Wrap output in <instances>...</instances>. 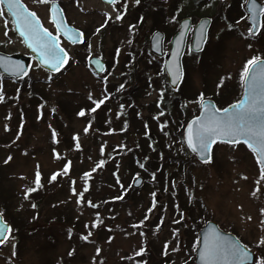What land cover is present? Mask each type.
<instances>
[{
    "label": "rangeland",
    "instance_id": "rangeland-1",
    "mask_svg": "<svg viewBox=\"0 0 264 264\" xmlns=\"http://www.w3.org/2000/svg\"><path fill=\"white\" fill-rule=\"evenodd\" d=\"M71 1L81 10L66 2L67 14L84 31L85 43L74 49L61 42L71 55L68 67L52 76L32 62L26 78L33 84L27 91L0 76V93L4 96L0 101V189L7 196L10 212H6L4 220L8 225L13 222L12 217L27 222V230L20 229L19 235L14 226L15 231L0 243V264H136L132 258L141 247L149 252L143 256L146 264H191L190 253L197 242V228L193 226H201L206 220L233 233L252 251L254 258L264 256V246L257 247L264 237V213L261 212L264 180L254 154L242 144H215L211 160L199 163L184 153L181 136L174 137L177 131L181 132L178 119L185 123L197 113L201 94L220 108L239 98L244 64L254 55L264 57V23L258 36L249 34L247 15L244 11L238 13L243 10L245 0H144L147 16L142 17L137 28H130L134 0H127L120 21L114 17L122 10L105 7L99 0ZM258 1L264 4V0ZM109 16L112 19L97 33L96 29ZM184 16L193 23L208 17L210 25L203 51L186 54L184 80L173 93L165 87L158 62L147 54V41L155 29L165 28L164 43L168 47L178 19ZM0 52L25 53L6 13L0 17ZM91 54L101 56L106 63V73L101 77L91 74L85 63ZM104 76L106 81L102 79ZM121 84L136 88L134 115L139 118L135 121L136 128L128 126L124 134L118 126L127 121L123 112H119L120 98H110L95 112L90 111L105 91L111 94ZM144 84L146 88L140 89ZM164 93L179 99L182 114L169 109L163 116L159 115L162 111H158V99ZM125 107L129 109V104L124 102ZM82 109L83 117L77 115ZM21 110L25 114H19ZM132 115L133 112L128 115L129 119ZM166 119L170 127L166 128L168 135L162 141L171 146L166 157H175L180 166L165 164L159 187L149 183V175L146 178V174L136 169L137 163L129 165V155H123L118 158V165L111 163L120 181L117 183L112 177L113 171L103 169L110 162L100 159V155L120 153L144 144V135L154 142L153 132L141 121L151 120L156 126ZM104 120L110 129H99ZM89 122L91 126L85 133ZM74 136L78 139H73ZM148 154L154 158L152 153ZM101 160L105 161L104 165L96 168ZM138 162L143 163L142 159ZM65 164H69L67 174H59L51 181L54 173H62ZM137 174L144 182L131 193V181ZM124 186L131 191L115 199L122 197L120 191ZM30 188H35L38 195L28 193L26 197L25 192ZM38 197L40 206L33 207ZM63 216L70 217V222L60 221ZM141 221L144 232L135 227ZM94 222L97 227H92ZM89 232L92 235L82 240ZM173 233L176 236L171 239ZM69 252L73 254L70 256Z\"/></svg>",
    "mask_w": 264,
    "mask_h": 264
},
{
    "label": "snow or ice",
    "instance_id": "snow-or-ice-1",
    "mask_svg": "<svg viewBox=\"0 0 264 264\" xmlns=\"http://www.w3.org/2000/svg\"><path fill=\"white\" fill-rule=\"evenodd\" d=\"M41 4H52L50 8V21L55 26L56 32L49 31L40 18L37 16L35 11H31L28 7L22 3V0H0V17L5 16V9L7 10V15H9L12 20L11 23L15 26V29L19 32L20 37H22L23 43L27 45L34 53L37 54V64L35 67L39 68L42 65L46 66L49 71L60 72L69 63V53L60 45V36L63 33L68 36L70 41L75 44L77 41L85 43L84 34L79 30H73L66 26L62 15V9L55 4V0H37ZM141 0H134L135 4H140ZM107 4L115 6L117 0H106ZM248 6V11L250 13V19L253 22V26L256 27V31H253V27L248 28L250 35H256L259 32L261 25L258 24V17L264 16V6L259 5L257 0H245ZM127 0H124L123 8L126 9ZM107 15V14H106ZM124 15L123 11L117 12L114 19L116 21L122 20ZM112 19L111 16L105 20L96 32L99 33L102 28H104L109 20ZM142 19V18H141ZM173 20L176 19L175 16L172 17ZM7 26V21H5ZM187 27V25L185 26ZM130 28H135V25H131ZM204 25H201V33L203 34ZM7 35V33H5ZM183 36V33L181 34ZM131 43V41H129ZM90 48V45H86ZM251 47V45H249ZM199 48V45H197ZM119 51V50H117ZM174 55H179V50L177 49ZM3 58H0L2 62ZM98 66L97 72L103 70V66L100 61H96ZM10 69L16 75L27 76L28 73L24 70V66L15 63L10 65ZM168 72L179 80L182 76V71L179 64L174 65V67H169ZM103 80H107V76L102 77ZM176 81H173L175 83ZM240 82L243 87V93L239 99L234 103L229 104L228 107H216L212 103H205L204 96L201 94L199 98L200 105V115L194 116L191 121L187 123L185 129L184 142L187 147L193 152L198 154H206L211 149V146L221 142L228 143L233 146L243 143L248 149L254 154L257 163L260 165L261 180H264V58L260 55H254L244 64L243 69L240 73ZM123 89L124 85L119 86ZM109 98L107 94L103 95L101 99L95 101V107L90 109L91 112H95L105 101ZM4 96L0 93V101H3ZM89 99H92L89 95ZM123 107V106H121ZM78 116L83 117L85 111L82 109ZM160 116L164 113L160 112ZM39 118V117H38ZM89 126L84 128V132L89 131ZM147 128V125H145ZM163 131V125L161 126ZM55 132H53V137H55ZM73 139H78V137H73ZM77 148L80 145L77 143ZM103 151V149H101ZM10 160L11 157H8ZM211 160L210 156H206L205 162ZM8 161L6 160L5 163ZM70 163V162H69ZM105 161L101 160L96 164V168H100L104 165ZM141 168H144V164H140ZM69 169V164H65L62 173H54L51 177V181H55L59 174H67ZM95 170V169H93ZM89 173H84V176H88ZM139 175V174H137ZM154 175V174H153ZM119 182V181H118ZM36 183H40V174H36ZM260 182L257 181V184ZM259 191V189H257ZM36 191L35 188H30L25 192L27 197L29 192ZM75 192V189H73ZM256 193L254 192L253 195ZM79 196H83V193H79ZM155 196V193H153ZM122 197H115V199H121ZM80 200H78V203ZM92 207H96L95 204H91ZM35 207V205H33ZM155 207V204H153ZM149 212L152 208L148 209ZM264 213V209H261ZM97 216L99 214L97 213ZM3 217V212L0 211V219ZM148 219L147 216L144 218ZM251 220V217H248ZM102 223V221H100ZM141 224L143 221L140 222ZM87 227V225H86ZM92 227H97V223L94 222ZM11 232V228L6 222L0 223V243H3L7 239V234ZM92 233L89 232L87 235L82 236L84 240L88 239ZM199 239V238H197ZM264 246V237H261L258 241L257 247ZM167 247V244L165 245ZM145 249L141 247L136 253L140 256L144 253ZM100 252V249H97ZM73 253L69 252L71 256ZM166 254V253H165ZM199 257L201 264H264V256L253 257V254L248 250L247 246L241 245L239 242L226 240L224 237L220 236L215 230H210L205 232L203 237V247L199 250Z\"/></svg>",
    "mask_w": 264,
    "mask_h": 264
},
{
    "label": "trees",
    "instance_id": "trees-1",
    "mask_svg": "<svg viewBox=\"0 0 264 264\" xmlns=\"http://www.w3.org/2000/svg\"><path fill=\"white\" fill-rule=\"evenodd\" d=\"M238 13L241 14L242 13V9H240L238 11ZM146 16L147 15H146V11H145L144 17H146ZM151 18L152 19L154 18L153 15H152ZM154 20H155V18H154ZM162 77L164 78V76H162ZM142 78L143 77H138V80L139 81H144V79H142ZM134 80L135 79H133V81ZM14 84H19L18 86H19L20 89L26 90V88H29V87L32 86L33 81H31V79H29V78H26V79L20 80V82H18V83H14ZM125 85H127V86H124L123 89L117 88L116 91L111 90V94L110 93L107 94L109 96V98L106 100V101H109L110 98H113V99L120 98V101L118 102L119 103L118 106H119V108H121V110L119 112L120 113L123 112L122 114H124L127 117V121H128V122L127 121H125V122L122 121V124L118 125V126H121V128H119V130H120V133H122V134H124V133H126L128 131V129H126V127L129 128L128 126H132V127L136 128L135 121L139 120V118L134 115V112L136 110L135 108H137L136 102H135L136 99L133 98L137 94V92H135L136 88L135 87H128V84H125ZM114 87L116 88V86H113L112 88H114ZM165 87H167L166 84H165ZM142 88H146V84H144V85H142L140 87V89H142ZM105 90H106V88H105ZM105 94H106V91H105ZM165 95H166V97L168 96L169 98H166ZM163 100H165L166 103L164 102L165 105L161 106V102H163ZM178 100H179L178 98H175V97L173 98L172 94L167 95V94L164 93V97L163 98L160 97L158 99V104H157L158 111L161 110L164 113L165 110L173 109V110L177 111L178 113L182 114L183 105H180V103H178ZM124 102L129 104V109L126 108V107L125 108L121 107V106H123ZM132 112H133V115H132V117L130 116V119H129L128 115H130ZM21 113L25 114V111L21 110L19 112V114H21ZM96 116H97V114H96ZM180 119L181 118L178 119L177 125L179 126V130H180V128L182 130L184 122H183V120H180ZM104 121H106V120H104ZM150 122H151V120H148L147 122H142L141 121V123H145L147 125V127L150 128V132L151 133L153 132V134L155 136L154 142H152L151 138H148V136L144 135L145 136L143 138L144 144L143 143L142 144L139 143L137 145V147L135 146V147L127 148V149H125V151L120 152V153H118V152H116L114 154H109L108 153V155H106V156L100 155V159H102V158L103 159H107L110 162V164L106 168L103 167V169H106V170L108 169L109 171L112 170V168L114 169V167L111 165L112 162L118 165V163H119V159L118 158L122 157L123 155H129L128 156L129 157V160H128L129 165L137 163V165L135 164L136 169L138 171H141L143 174H146V176H145L146 178L148 177V175L151 178V176L154 174L153 178H151V179L149 178L148 181H149V183L154 184L155 186H159V184H160L159 177L161 175V170L165 167V164H178L179 165L180 162L175 157L174 158L173 157H169V158L166 157V153L169 152L168 149H170V147H171L169 143L165 144V142L162 141L164 139V137L168 135V132H167L166 128H168L169 122L167 121V119H166V121L161 122V123L157 124L156 126H153L152 122L151 123ZM103 123L104 124L98 125V126H100L99 129H105V128L106 129H110L111 128L110 126H107L108 125L107 121L103 122ZM162 125H163V131L161 130V126ZM169 127H170V125H169ZM114 128H115V126H114ZM175 134L176 135H174V137L180 138L179 136L182 135V131L179 132V133L177 131ZM175 139L179 140L177 138H175ZM157 148H158V150L160 149L161 153H164V154H161L160 150H159V152H157ZM183 150H184L185 154H189L188 156L192 157V159L195 160V158L190 153H188L186 149H183ZM138 151L141 154H139ZM124 152H125V154H124ZM148 153H150V154L152 153V157H154V158L151 159V157H150V155ZM139 159H142L143 163H141V164H144V168L140 167V163L138 162ZM177 161L179 163H177ZM148 169H150V171H152V172H149V174H148V172H145ZM112 173H111L112 177H114V180L118 183L119 180L117 178L116 173L114 171ZM124 188H125L124 190L120 191V194H121L122 198L124 196H127V193L129 191H131V189L128 186L127 187L124 186ZM32 193L33 194L35 193L34 195H38L35 191L29 192V195H31ZM131 193H134V190ZM6 197L7 196H5V193L0 189V205L2 206V209L4 210V212L2 210L4 217L7 216L6 212L10 214L9 209H8V205H6L7 202H8ZM39 200H40V197H38V198H36L34 200L35 207L40 206L38 204ZM11 220L13 221V222L9 223L10 227H11V232H10L11 234H12V232L15 231L14 230V226L16 228L15 232L18 231L19 235H20V232H19L20 229L21 230H23V229L27 230V228L25 227L27 225V222L21 221V219L18 218V217H15V218L12 217ZM61 220L63 221V223H67V222H70V217L63 216L60 219V221ZM179 223L181 224V222H179ZM142 226H143V224H141V223H137V225H135V227H139V228H142ZM199 227H200V224H197V225L195 224L193 226V228L194 229L197 228V230H198ZM140 231L144 232L145 230L142 228V229H140ZM174 233H176V232H174ZM174 233L172 234L171 239L175 238L176 234L174 235ZM82 240H84V239H82ZM147 253L149 254V252H144L140 256L136 255L135 257L132 258L133 262H135L136 264H146V261L144 260L143 256L144 255L146 256ZM192 255L193 254L190 253V256H191L190 262H191V264H193L192 263ZM141 256L143 257V259L141 258Z\"/></svg>",
    "mask_w": 264,
    "mask_h": 264
},
{
    "label": "water",
    "instance_id": "water-1",
    "mask_svg": "<svg viewBox=\"0 0 264 264\" xmlns=\"http://www.w3.org/2000/svg\"><path fill=\"white\" fill-rule=\"evenodd\" d=\"M226 1H230V0H226ZM257 3L259 5H261L258 1H257ZM244 9L248 13V23L250 24V27H253V31L255 32L256 31V27L253 26V22L250 19V13L248 11V6H247L246 3L244 5ZM6 12H7V10H6ZM11 20H12V18H11ZM258 24L261 25V16L258 17ZM186 25H187V27H185ZM189 25H190V21H189L188 18L181 19V21L179 22V30L173 36V38L171 40V43H170L169 50L164 54V71H165V74L167 76V84L172 90L177 89V87L179 86V84H180V82L182 80L183 72H182L181 78L179 80H176V77L174 75L169 74L168 68L169 67H174V65L179 64L180 68H181V71H182L181 55H182V52H183L184 41H185V37H186L187 31L189 29ZM201 25H204L203 34L201 33ZM66 26L71 28V29H73V30H77V29H74L71 26H68L67 24H66ZM208 26H209V19L208 18H201L197 22V24L194 26L193 37H192V41H191V50L200 51L202 49L203 44H204L205 39H206V32H207ZM14 32L16 33L17 36L20 37L19 32L15 29V26H14ZM182 33H183V36L181 35ZM61 36L64 37L72 45H74L70 41L68 36L64 35L63 33L61 34ZM20 38L22 40V37H20ZM22 42H23V40H22ZM79 43H81V42L77 41L75 44H79ZM23 44H24V47L26 48V50L28 52L27 55L20 54V53L5 54V53H1L0 52V58H3L2 62H0V73L2 75H4V77L13 78L15 80H19L24 75H22V74L21 75L14 74V72L10 69V65L15 64V63H19V64L24 66V70L27 72L28 69H29V66H30V63H31L32 59L35 60L36 63L38 62L37 59H36L37 54L34 53L30 48H28L25 43H23ZM161 44H162V33L159 32V31H156L149 38V49H150V51L153 54H155V55H158V56L161 55ZM197 45H199V48H197ZM177 49L179 50V55L178 56L173 54ZM97 60H99L100 64L103 66V70L100 71L99 73L97 72V68H98V66L96 65V61ZM88 64L92 68L93 72L96 73V74H101L105 70V66H104L103 61L100 58L96 57V56H92L91 58H89ZM40 68H42L43 70H45V71H47L49 73H54V74L58 73V72L49 71L48 68L46 66H43V65ZM173 81H176V82L173 83ZM242 93H243V90H242ZM204 102L206 104L209 103V102L214 104L210 100H204ZM226 107H228V106H226ZM199 115H200V111H199V114L197 116H199ZM192 119L193 118H191L189 121H191ZM187 123H186V125H185V127L183 129V141H184V135H185V129L187 127ZM184 144H185L186 148L192 154H194V156L200 162H205L206 156H210L211 149L209 150L208 153L202 155V154H198V153H193L187 147V144L185 142H184ZM142 183H143V178L141 176H137L132 182V187L134 189H137V188H139L142 185ZM2 222H4L3 221V217H2V219H0V223H2ZM210 230H215L217 233H219L220 236L224 237L226 240L235 241V242H239L240 243V241L238 240L237 237H235V235H233L230 232L222 231L214 221H206L200 227V229L198 231V238L199 239H198L197 247H196L195 252H194V264H201V260H200V257H199V250L203 247V237H204L205 232H208ZM0 239H4V237H0Z\"/></svg>",
    "mask_w": 264,
    "mask_h": 264
},
{
    "label": "flooded vegetation",
    "instance_id": "flooded-vegetation-1",
    "mask_svg": "<svg viewBox=\"0 0 264 264\" xmlns=\"http://www.w3.org/2000/svg\"><path fill=\"white\" fill-rule=\"evenodd\" d=\"M100 1V3H101V5H104L105 7H109V8H117V9H120V10H122V11H125L126 9L125 8H123V5H124V3H123V5H121V0H117V4L115 5V6H113V5H110V4H107L106 3V0H99ZM66 2L68 3V4H72V6L73 7H77V8H79V10H81L80 9V7H79V5L77 4V3H74L73 1H71V0H68V1H65V0H55V4L56 5H58V7L59 8H61L63 11H62V15H63V17H64V19H65V22L68 24V25H70V26H72V27H74V28H76V29H79L80 31H82L83 33H84V31L83 30H81L80 28H78L76 25H75V22L73 21V20H71V19H69V16H68V14H67V4H66ZM70 2H73V3H70ZM22 3H24L27 7H28V9L29 10H31V11H35L36 12V14H37V16L40 18V20H41V22L43 23V25L46 27V28H48L49 29V31H51V32H53V34H55V27H54V25L51 23V21H50V8L52 7V4L51 3H49V4H41V3H39V2H37V0H22ZM119 5H121V6H119ZM145 6V1L144 0H141V2H140V4H135V6H134V8H133V11H132V13H133V19H132V21H131V17H130V21H131V25H135V28H137V27H139L140 25H141V22H142V20H143V18L142 17H144V13H145V8L146 7H144ZM83 11V10H82ZM95 12V11H94ZM96 12H101V11H99V10H96ZM140 13H142V15L141 16H139V14ZM42 15H44V17L42 16ZM156 15V14H155ZM185 17H187V16H184V17H181V18H185ZM264 17V16H263ZM263 17H262V25H261V30L263 29ZM142 18V19H141ZM181 18H179L178 19V21H177V26H176V28H175V30H174V32H172V34H171V36H170V38H169V41H168V47H166L165 48V43H164V40H165V28H157V30L158 31H161L162 33H163V43H162V52L164 53V52H166L167 50H168V48H169V45H170V41H171V38H172V36H173V34L178 30V22H179V20L181 19ZM189 18V17H188ZM190 22H191V19H190ZM195 23H193V22H191V25H190V29H189V31H188V33H187V36H186V44H185V49H184V52H183V56H182V67H183V72H184V70H185V68H184V58H185V56H186V54L187 55H191V54H193V52H191L190 51V41H191V36H192V29H193V25H194ZM156 30V29H155ZM164 32H163V31ZM260 30V31H261ZM85 35V34H84ZM61 42H64L65 44H67L66 42H65V40L64 39H62V38H60V43ZM72 48H77V47H72ZM148 48V47H147ZM148 55L149 56H152L157 62H158V66H157V68L160 66L161 68H162V70H163V56H160V57H158V56H154V55H152L149 51H148ZM159 67V72H161L162 73V70H161V68Z\"/></svg>",
    "mask_w": 264,
    "mask_h": 264
}]
</instances>
